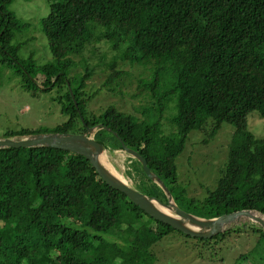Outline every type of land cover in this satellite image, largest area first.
I'll return each mask as SVG.
<instances>
[{"label": "trees", "instance_id": "trees-1", "mask_svg": "<svg viewBox=\"0 0 264 264\" xmlns=\"http://www.w3.org/2000/svg\"><path fill=\"white\" fill-rule=\"evenodd\" d=\"M12 2L0 0V62L14 65L25 88L32 77L45 89L69 83L71 93L67 88L60 99L65 121L52 129L6 130L3 137L81 132L82 118L111 130H99V141L120 148L116 132L138 151L184 210L205 217L242 209L264 213V139L247 121L253 110L264 118V0H46L40 27L51 59L41 65L17 55L26 39L13 40L28 23L10 9ZM97 42L116 52L100 59L107 92L125 84L128 72L119 61L145 69L137 85L148 100L142 117L112 105L98 114L87 109L94 95L83 89L95 66L84 51ZM80 63L85 69L70 75ZM224 122L234 132L216 185L202 199L186 198L175 158L191 130L213 136ZM126 168L143 192L166 201L137 160L129 158ZM172 231L199 256L231 238L246 245L239 255L244 264L249 255L251 264H264V231L257 226L191 237L104 183L82 155L51 147L0 149V264H157L152 245Z\"/></svg>", "mask_w": 264, "mask_h": 264}, {"label": "rangeland", "instance_id": "rangeland-1", "mask_svg": "<svg viewBox=\"0 0 264 264\" xmlns=\"http://www.w3.org/2000/svg\"><path fill=\"white\" fill-rule=\"evenodd\" d=\"M10 9L19 19L28 23L27 27L13 40L16 43L26 39L17 51L19 58L25 64L30 57L37 65L49 61L51 53L40 27V18L48 12L46 0H13ZM103 54L104 60L107 61L116 52L103 42L88 46L84 51V57L87 58L88 63L95 66L93 74L86 81L83 89L85 94L94 95L87 103V109L98 114L112 105L119 110L142 117L140 111L148 100L142 92L140 93L137 85L141 74L142 76L146 74L145 69L137 64L119 61L118 67L126 70L128 75L123 79L125 84L121 91L116 89L115 93H109L101 88L104 66L100 59ZM79 60L80 58H76V61ZM84 64L80 63L76 69L74 66L73 71L69 72L70 75L83 71ZM14 70V65L0 62V138L6 130L52 129L67 119L61 111L60 103V99H63L62 95L68 88L67 83L61 86L56 85L52 89L48 86V89H45L40 81L31 77L33 84H28L30 87L25 88L24 81L14 73ZM170 113L171 110H167L162 119L166 132L170 129L167 123ZM247 121L249 129L257 137L264 139V118L253 110L248 114ZM233 132L234 126L224 122L213 136L207 135V129H195L188 133L183 151L175 158L177 184L186 191V198L195 196L202 199L207 195L208 190L215 187L220 171L227 160ZM112 158L119 166L124 167L127 174L126 161L129 157L124 154L114 155ZM187 240L172 231L156 241L152 249L156 254L157 264H244L248 262L239 258L240 253L246 250V245L239 240L233 241L231 238H226L218 244L217 249L207 253L202 252L201 256L198 255V251L195 252L189 248L191 242ZM249 262L250 264L254 262V258L250 255Z\"/></svg>", "mask_w": 264, "mask_h": 264}, {"label": "water", "instance_id": "water-1", "mask_svg": "<svg viewBox=\"0 0 264 264\" xmlns=\"http://www.w3.org/2000/svg\"><path fill=\"white\" fill-rule=\"evenodd\" d=\"M67 85L71 93L69 83ZM75 105L77 106L76 102ZM81 121L84 126L81 132H38L1 137L0 149L51 147L82 155L94 167L104 183L124 193L150 217L191 237L211 238L243 225H254L264 231V213L256 209H242L213 217L200 216L184 210L177 204L163 180L148 166L146 159L138 151L125 145L113 131L120 141V148L116 149L99 141L96 138L99 130H111L102 124L88 126L82 118ZM124 154L139 162L146 177L163 192L166 201L143 192L129 178L124 167L119 166L112 158L114 155Z\"/></svg>", "mask_w": 264, "mask_h": 264}]
</instances>
